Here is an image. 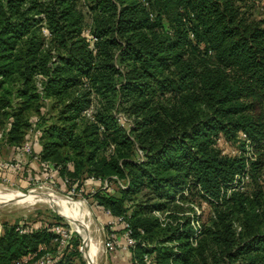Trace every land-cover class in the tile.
<instances>
[{
    "label": "trees",
    "instance_id": "trees-1",
    "mask_svg": "<svg viewBox=\"0 0 264 264\" xmlns=\"http://www.w3.org/2000/svg\"><path fill=\"white\" fill-rule=\"evenodd\" d=\"M261 1L0 0L8 141L29 130V110L43 107L40 159L59 175L67 170L69 187L81 188L82 171L123 180L91 196L97 211H129L138 240L131 264H146V252L154 264H264ZM220 135H242L240 154L221 155L213 147ZM195 202L212 211L199 228ZM18 223L28 231L18 233ZM50 239L43 225L3 221L0 264L31 257ZM74 244L66 264H77Z\"/></svg>",
    "mask_w": 264,
    "mask_h": 264
},
{
    "label": "rangeland",
    "instance_id": "rangeland-1",
    "mask_svg": "<svg viewBox=\"0 0 264 264\" xmlns=\"http://www.w3.org/2000/svg\"><path fill=\"white\" fill-rule=\"evenodd\" d=\"M262 1L264 2V0ZM257 4L259 5L258 11L260 16L264 17V4H261L260 2ZM93 110L94 109L90 107L86 115L90 116L93 113ZM45 112L46 110L43 107H41L40 110H29L28 114L30 121L36 120L37 117L41 116V114H44ZM118 115L121 117V122L123 125L127 126L128 122L125 120L123 114L119 113ZM45 119H48V113L46 114ZM45 119L42 120V124H45ZM10 121L11 118L7 119V117L4 115L0 116V129L4 131V134H6L0 141V157L2 158H15L14 156H16L17 148H20L22 144L25 143L28 135L27 129L25 134H22V137H20L18 140L9 142L8 130L10 127ZM242 137V135H239L235 140H227L222 135H220L215 139L213 147L218 150L221 155H238L240 154L239 145L241 143L240 141L243 140ZM129 157L135 158L136 154L134 155L132 152ZM33 164L35 165V163H30L28 167H26V169L21 173L12 172L9 170L0 171V195L9 191H15L21 195H27L33 191L34 193L40 195L43 194L57 196L58 198L56 197V199L65 202L66 208L71 212V216L73 217L74 221H77L81 224V229L87 232V234L92 239V244L96 246L97 250L94 253L93 264H112L110 256L108 253L106 254L103 249L104 238L99 232V227L101 225V223L98 221L99 212L97 211V206H95V204L92 202L91 196L96 191V189L101 187V185L99 183L90 184L94 180L86 177V174L83 173L84 171H82V175L79 176V178H82L80 185L81 191L79 192L77 191V188H74L75 185L73 187H69V183L67 184L66 182H63L64 176L68 174L66 173L67 170H61V174L59 175V171H57L51 163L47 168L44 169L41 166H34ZM47 173L52 174V179L45 180V175ZM86 180L88 182H85ZM248 180L249 179L245 177V181ZM111 185L114 187V181L112 179ZM191 207V221H197L199 225L205 224L212 213L210 205L206 202H195ZM155 215L160 216L161 214L155 212ZM161 216L164 218V215ZM18 220L26 221L33 227L50 225L52 224L50 221H59L65 225H68L73 232L71 234V239L68 246L60 250L59 254H61V256L58 260L62 261L61 264L67 263L68 256L73 252L75 246L74 243L75 240H77L76 249L78 253L76 254L77 258H74L73 261L77 264H89L84 252L81 250L82 247L84 248L83 245H85V235L79 231L71 219L59 213L48 202H9L6 204H0V221H9L13 223ZM45 247L46 251L50 252H55L58 250V246L52 242V239L45 243ZM41 254L42 252H40L38 256ZM38 256L30 257V259H28L24 264H38ZM58 260H53L52 257L49 264H57Z\"/></svg>",
    "mask_w": 264,
    "mask_h": 264
},
{
    "label": "built area",
    "instance_id": "built-area-1",
    "mask_svg": "<svg viewBox=\"0 0 264 264\" xmlns=\"http://www.w3.org/2000/svg\"><path fill=\"white\" fill-rule=\"evenodd\" d=\"M260 3L264 4L263 1H261ZM83 34L89 37V48L93 49L94 42L97 39L91 36L90 30L88 28L84 29ZM35 123L36 122L34 120L28 130V135L25 143H23L20 148H17L16 156H14L15 158L0 157V171L9 170L12 172L21 173L26 169V167H28L30 163H35L37 166H41L43 169L49 166L50 163L42 161L40 159V131L36 128ZM3 137L4 131L0 129V141L3 139ZM50 179H52V174L47 173L45 175V180ZM90 179L97 180L101 187L106 191H112L113 188L125 186L124 181L119 180L115 176L111 178L114 181V187H112L111 185V179L109 180L108 178H106L100 180L94 179L93 177H91ZM64 182H67V179H65ZM77 191L80 192L81 188H77ZM102 212L108 217V220H106L104 223H101L99 227V232L104 238V252L113 253L119 249L130 250L131 247L138 242V240L134 237L132 225L128 220L129 211L121 215H112L109 209H103ZM192 225L194 228L200 227L197 221H192ZM43 228L44 230L52 234V242H54L58 246V250L55 252L46 251L45 245H40L38 247V250H36L31 257H37L39 253L42 252V254L37 258L38 264H49L52 257L53 260H58L60 258L61 254H59V252L61 249L68 246L73 231L68 225H65L59 221H52V224L43 225ZM15 230L20 234H24L28 231V227L24 226L22 223H18L15 226ZM2 232L3 222L0 221V235L2 234ZM141 244L145 245L143 242ZM81 250L82 252H84L83 247L81 248ZM28 259H30L29 256L21 258L17 260L15 264H24L27 262ZM142 261L146 264H154L152 255L147 252L143 253Z\"/></svg>",
    "mask_w": 264,
    "mask_h": 264
},
{
    "label": "bare ground",
    "instance_id": "bare-ground-1",
    "mask_svg": "<svg viewBox=\"0 0 264 264\" xmlns=\"http://www.w3.org/2000/svg\"><path fill=\"white\" fill-rule=\"evenodd\" d=\"M56 197L57 196L43 195V194L40 195V194L34 193L33 191L27 195H21L15 191H9V192H5L4 194L0 195V204H6L9 202H14V203L15 202L16 203H24V202L35 203L37 201L48 202L59 213L71 219L72 222L75 224V226L79 229V231L83 235H85L86 239H85V245H84L83 251H84V254H85V257L88 263L93 264L94 253L97 250L96 246L92 244V239L87 234V232L81 229V224L77 221L76 222L74 221L73 217L71 216V212L68 211L66 208L65 202L62 200L56 199Z\"/></svg>",
    "mask_w": 264,
    "mask_h": 264
},
{
    "label": "crops",
    "instance_id": "crops-1",
    "mask_svg": "<svg viewBox=\"0 0 264 264\" xmlns=\"http://www.w3.org/2000/svg\"><path fill=\"white\" fill-rule=\"evenodd\" d=\"M34 166H36V164ZM85 182H88V181L86 180ZM98 183L99 182L97 180H94L90 184H98ZM98 212H99L98 221L100 223H104L106 220H108L107 215H105L103 212H100V211ZM130 254H131L130 250H125V249H119L116 252L108 253V255L110 256V259L112 260V264H131Z\"/></svg>",
    "mask_w": 264,
    "mask_h": 264
}]
</instances>
